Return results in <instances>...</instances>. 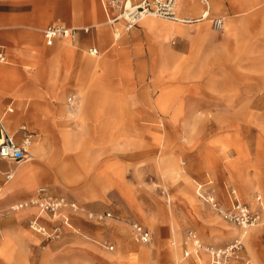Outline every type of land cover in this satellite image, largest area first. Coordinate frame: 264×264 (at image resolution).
Returning <instances> with one entry per match:
<instances>
[{
  "label": "rangeland",
  "instance_id": "374dc122",
  "mask_svg": "<svg viewBox=\"0 0 264 264\" xmlns=\"http://www.w3.org/2000/svg\"><path fill=\"white\" fill-rule=\"evenodd\" d=\"M208 1L210 15L220 16L228 24L222 3L215 9L214 2ZM248 5H255L257 11L264 7L262 2L247 3L243 12H236L231 17L239 26L235 36L223 26L218 31L212 30L206 20L192 25L181 24L188 30V36L168 39L167 47L177 58L168 72L163 60L169 61L166 65H171L170 57L149 50L150 57L156 56L152 76V94L156 91V95L148 98V105L161 115L160 119H155L156 123H179L181 130L175 133L165 127L163 132L151 128L133 132L131 154L126 156L130 168L127 176L132 184L125 181L124 168L119 163H105L97 170L93 182L100 184L99 177L104 178L101 186L104 189L115 187L127 206L112 194L101 198L90 195L91 198H84L85 203L77 200L78 195L53 192L52 195L74 201L78 208L62 209L55 221L42 214L39 218L46 229L50 231L52 224L60 226L57 237L45 239L31 227L32 219L38 215L35 207L18 210H26L25 214L20 212L22 215L9 209L11 204L33 197L38 186L50 185V181L36 182L28 197L7 201L0 207V264H155V260L157 264H206L207 256L202 250L182 257V250L189 249L188 243L184 244L186 228L195 231L203 246L222 247L240 239L243 245L240 254L252 264H264V16L246 17L250 13L246 11ZM243 17L246 18L240 26L239 19ZM201 31L208 35L200 38ZM115 42L114 46L122 44L120 40ZM87 52L84 51L85 56L97 58ZM194 54H197L195 62ZM150 72L151 69L147 78ZM82 86L64 92L62 106L59 102L54 108L58 111L61 106L67 112L75 110L82 101ZM68 97H72L71 102ZM158 98L164 103L163 108L157 104ZM174 111L180 113L175 118ZM67 112V118L78 119L76 111ZM24 119L25 126L34 132L33 136L40 133L39 140L55 133L40 132L37 124L33 126L27 117ZM144 133L149 134L151 140L146 139ZM80 134L88 133L81 131ZM89 134L90 138L94 135ZM124 135L116 133L110 141L116 142ZM86 138L77 140L74 132L58 131L48 139V146L44 144L46 150L42 148L43 153L54 152L56 155L53 167L57 166L56 172L62 176L59 182L76 187L93 173L94 160L98 157L92 154L96 148H91L89 154L90 138ZM218 140L224 143V155L220 153ZM32 158V144H29L28 157L19 163H31ZM44 159L46 164L48 158L43 157L41 163L35 160L36 165L44 167ZM234 161L244 170L241 180L232 176ZM19 163L5 160L0 163L2 200L10 197H5L2 186L10 180L4 172L10 168L14 170ZM195 183L204 184L203 188L210 191L223 207L230 205L226 189L231 188L238 201L261 216L255 224L245 228L222 219L197 196ZM17 195L18 191L11 193L12 197ZM89 203L93 206H88ZM100 204L103 205L101 209ZM102 211H110L113 217L98 222L87 216L88 212ZM16 212L22 219L14 217ZM64 217H68L69 225L64 224ZM132 222H139L148 229L149 243L135 240ZM247 230L252 232L249 239L241 235ZM9 237L13 240L11 247ZM110 244L112 250L106 247ZM136 248L145 249L146 256L132 259L130 255Z\"/></svg>",
  "mask_w": 264,
  "mask_h": 264
},
{
  "label": "crops",
  "instance_id": "0c3cea01",
  "mask_svg": "<svg viewBox=\"0 0 264 264\" xmlns=\"http://www.w3.org/2000/svg\"><path fill=\"white\" fill-rule=\"evenodd\" d=\"M207 2L209 3L208 0ZM210 2L211 4L214 2L215 9L222 3L223 13H227L225 18L228 20V24L223 22V27H226L229 34L235 36L239 26L231 17L236 15V12H243L242 8L247 3H264V0ZM201 11L202 4L198 0H179L178 9L176 8L179 16L190 18L197 17ZM209 11L208 4V16L217 17L210 15ZM244 18L239 19L240 26L243 25ZM106 19L103 0L0 1V49L6 57V61L0 63V113L4 116L6 130L14 140L19 141L21 139L19 127L26 125L24 117H27L31 125L37 124L40 132L55 131L50 137L46 135L43 139L40 138L42 141L38 139L40 133L33 136L30 144L34 158L31 163L28 161L19 163L12 170V178L2 184L5 197H10L2 200L3 196H0V207L7 201L28 197L35 183L42 180L50 181L47 187L52 194L54 192L78 195L77 200L80 202H85L84 198H91L90 195L101 198L112 194L126 205L115 187L104 189L101 186V183L104 184V178L99 177L100 184L93 182L97 170L105 163H119L124 168L125 181L132 184L127 176L130 168L126 163V156L131 154L130 142L133 132L149 128L152 131L163 132L165 127L175 133L181 130L179 123H156L155 119H160L161 115L148 105V98L156 95V91L152 94L156 56L150 57L149 50L170 57L171 65H166L169 61L163 60L168 72L177 59L175 52L167 47L168 39L171 36L185 38L188 36L186 33L188 30L180 25H192L197 22L183 24L158 18L166 24L152 29L146 23L138 24L129 31L122 32L116 39L113 36L116 25L107 24ZM52 24L77 28L75 38L56 39L51 45H47L42 30ZM206 35H208L206 31L199 33L200 38ZM117 40L122 44L114 46ZM127 40L129 44L123 43ZM90 47L97 49L96 59H93V56H85L84 51L87 52ZM196 56L197 54L192 55L193 62L196 61ZM76 64L78 65L74 66ZM150 69V76L147 78L146 74ZM81 84H83L81 104L75 110L68 111L71 113L76 111L75 117L77 115L78 119L71 120L67 118V110L61 107V101L64 92L75 91ZM59 102L61 109L57 111L54 107ZM157 102L162 101L158 98ZM53 116L59 118L53 119ZM36 117L39 119L36 120ZM19 122L21 123L15 127ZM8 126L15 130L11 132ZM56 126L61 129H57ZM58 131L74 132L77 140L85 136L88 139L89 133H94L90 138L89 154L91 148H96L92 154L98 158L94 160L93 173L76 187L64 181L59 182L62 176L56 172L57 166L53 167L55 153L47 155V151L44 153L42 151V148L46 150L44 144L48 146V139L54 137ZM81 131L88 134L81 135ZM116 133L125 135L123 138H116V142H111V137ZM144 136L151 140L149 134L144 133ZM43 157H47L48 161L45 164L44 159V167H38L36 164L41 163ZM36 159L38 163L35 162ZM2 161L0 160V163ZM93 162L90 165H93ZM0 173L2 174L1 170ZM14 191H18L19 195L12 197L11 193ZM87 205L90 206L91 203ZM100 205L101 209L103 205ZM16 214L18 212L15 213V218L22 219ZM17 234L22 236L20 233ZM11 238H8L10 247L13 243Z\"/></svg>",
  "mask_w": 264,
  "mask_h": 264
},
{
  "label": "built area",
  "instance_id": "2783aa9c",
  "mask_svg": "<svg viewBox=\"0 0 264 264\" xmlns=\"http://www.w3.org/2000/svg\"><path fill=\"white\" fill-rule=\"evenodd\" d=\"M198 1L202 4V11L194 18L179 16L175 8L176 0H103V5L107 13L106 23L116 25L113 31V36L116 39L122 32H127L138 25L146 16H154L183 24L207 20L212 30H220L223 23L222 18L220 16L209 17L207 0ZM76 33L77 28L67 27L61 24H52L42 30L43 38L47 45H51L56 39L66 37L73 39ZM87 51L91 55L98 54L97 49L94 47H90ZM5 61L6 57L0 49V63ZM67 100L71 102L72 97H68ZM19 131L21 132V139L16 141L6 130L4 116L0 113V160H5L8 163H19L28 157L29 142L34 132L30 131L25 125H21ZM4 175L6 179H11L13 175L12 169L6 170ZM203 186L204 184L202 183H195L197 196L220 215L222 219L224 218L225 220L234 222L240 225L241 228L251 226L258 221V212L249 211L244 203L238 201L233 189H226V194L230 199V205L223 207L211 192L203 188ZM256 200L258 201L259 197ZM26 207H35L37 209L38 215L32 219L31 227L36 232L44 235L45 239L57 237L60 233V226L58 224H52L49 231L40 221L42 214L47 215L51 220L55 221L56 216L62 209L70 208L77 210L78 208L75 202L69 201L61 195H52L47 185L38 186L36 194L33 197L11 204L9 209L11 211H18ZM87 216L89 219L98 222L113 217L110 211L88 212ZM63 222L65 225H68V217H64ZM131 228L136 241L143 244L149 243L151 237L146 227L137 222H132ZM184 238V244L188 243L189 245V249L182 250V257L184 258L188 257L191 253L197 254L198 251L202 250L207 256L206 264H252L248 258L240 254L243 246L240 239H234L222 247L203 246L195 231L190 228L184 230ZM106 247L109 250L113 249V245L111 244Z\"/></svg>",
  "mask_w": 264,
  "mask_h": 264
},
{
  "label": "bare ground",
  "instance_id": "6f19581e",
  "mask_svg": "<svg viewBox=\"0 0 264 264\" xmlns=\"http://www.w3.org/2000/svg\"><path fill=\"white\" fill-rule=\"evenodd\" d=\"M178 1L179 0H176V2H175V8H177L178 9ZM209 4V3H208ZM255 4V3H254ZM258 4V3H257ZM255 5H253V6H250V5H248V7L246 8V11H250V13L249 14H247L246 15V17H251V16H256V15H258V16H264V7L262 8V9H260V10H255ZM254 8V9H253ZM245 17V18H246ZM142 23H146L147 24V26L149 27V28H153V27H160V26H163V25H165L166 23L164 22V21H161V20H159L157 17H154V16H146V17H144L142 20ZM223 26V25H222ZM158 105L160 106V107H164V103L163 102H158ZM180 113L178 112V111H174L173 112V118H175V117H177L178 115H179ZM31 143V140H30V142H29V144ZM218 144L220 145V153L222 154V155H224V143L223 142H218ZM239 156V155H238ZM223 158H225L224 156H223ZM243 173H244V170L242 169V167H239V165H237L236 164V162L234 161L233 163H232V176H234L235 178H237L238 180H241V178H242V176H243ZM28 180V179H27ZM34 180V179H33ZM21 186V185H20ZM23 186V185H22ZM243 186V185H242ZM31 187V186H30ZM30 187H28V188H30ZM243 191V190H242ZM22 211H26V210H22ZM18 212H20V211H18ZM17 213V212H16ZM259 215H260V213H259ZM261 216V215H260ZM69 225V224H68ZM245 228V227H244ZM248 229V228H247ZM241 233V232H240ZM251 231H245V233H243V234H241L242 235V237H247L248 239H249V237L251 236ZM172 244V243H171ZM131 252V251H130ZM146 250L145 249H143V248H136L135 249V251H134V253L132 254V255H130L131 256V258L132 259H141V258H143V257H145L146 256Z\"/></svg>",
  "mask_w": 264,
  "mask_h": 264
}]
</instances>
